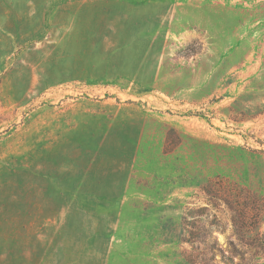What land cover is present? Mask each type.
Masks as SVG:
<instances>
[{"label":"rangeland","instance_id":"rangeland-1","mask_svg":"<svg viewBox=\"0 0 264 264\" xmlns=\"http://www.w3.org/2000/svg\"><path fill=\"white\" fill-rule=\"evenodd\" d=\"M141 3L0 0V264H264V0Z\"/></svg>","mask_w":264,"mask_h":264},{"label":"crops","instance_id":"crops-1","mask_svg":"<svg viewBox=\"0 0 264 264\" xmlns=\"http://www.w3.org/2000/svg\"><path fill=\"white\" fill-rule=\"evenodd\" d=\"M131 2H132V4H131V6H132V8H133V10H135V8H136V10H138V9H140L141 8V0H131ZM68 31H71V29H68ZM72 32V31H71ZM75 32H77V33H66L67 35H65L64 37H67V36H70V38H69V42L71 43V44H77L78 45V47H80V48H83V47H87L88 48V51H90L91 50V48H92V45H94L93 44V42H95V41H92V40H87V39H80L79 38V36H81V34L83 35V36H91V33H90V31H84L85 33H79L80 31H75ZM93 35V34H92ZM105 42V44L106 43H108V38H105L104 40L103 39H101L100 41H99V43L100 44H102V43H104ZM86 45H88V46H86ZM85 53V52H84ZM85 59V58H84ZM86 60V59H85ZM92 61H88V60H86L85 61V63H84V74H83V79H86V78H91V73L89 72V73H87V68L89 67H92V63H91Z\"/></svg>","mask_w":264,"mask_h":264}]
</instances>
